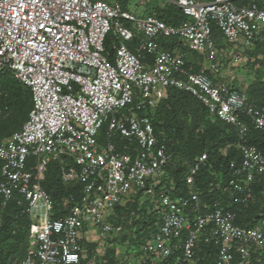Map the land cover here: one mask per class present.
I'll return each instance as SVG.
<instances>
[{"label":"built area","instance_id":"built-area-1","mask_svg":"<svg viewBox=\"0 0 264 264\" xmlns=\"http://www.w3.org/2000/svg\"><path fill=\"white\" fill-rule=\"evenodd\" d=\"M163 1L186 20L172 26L153 14L137 17L119 0H0V75L10 72L31 100L20 130L0 143V210L16 200L29 220L19 264H96L107 241L122 234L110 221L114 208L160 184L173 161L146 114L168 89L189 94L211 118L232 126L240 159L219 187L227 203L203 202L194 190L205 154L188 166L187 196H172L162 185L156 194L147 191L157 204L158 228L138 253L151 264H171V258L196 264L206 247L215 251L211 264H264V213L240 226L229 209L252 203V184L264 176V153L246 142L249 126L264 131V108L221 80L216 42L222 38L234 49L264 42V10L256 0ZM168 39L180 47L164 49ZM104 125L108 140L100 145ZM52 162L65 185L83 188L60 218H53L41 186ZM86 243L96 245L90 257Z\"/></svg>","mask_w":264,"mask_h":264},{"label":"trees","instance_id":"trees-1","mask_svg":"<svg viewBox=\"0 0 264 264\" xmlns=\"http://www.w3.org/2000/svg\"><path fill=\"white\" fill-rule=\"evenodd\" d=\"M257 6L264 10V0H256ZM122 5V1L120 2ZM124 4V2H123ZM125 5V4H124ZM123 9H126L122 5ZM153 14L168 25L178 26L186 20L179 9L166 4L155 7ZM213 35L218 37V31L213 27ZM112 37L105 42L107 53L111 55ZM164 49L180 47L175 39L163 40ZM226 47H231L226 45ZM132 50V47H130ZM250 57L264 56V42L257 43L248 49ZM236 88V87H235ZM238 89V88H236ZM250 102L264 108V84L252 85L245 91ZM165 99L159 101L154 109H148V114L156 136L163 139L167 151L173 156V161L164 168L160 184L138 191L122 205L114 208V215L110 217L111 223L123 227V232L118 238L108 240L107 249L98 260V264H120L115 248L120 242H127L130 246L138 247L144 244L158 228L156 202L151 199L150 189L156 194L164 186L171 189L172 196H187L189 188L184 183L188 166L194 159L202 154L206 155V166L201 168L195 177L194 190L203 202L227 199L220 190V186L227 183L231 177L229 165L232 161L239 162L240 154L237 149L239 138L235 129L223 122L209 116L206 109L189 94L168 89ZM31 107L28 89L18 82L10 72L0 75V134L10 131V135L20 130L26 121ZM8 135V137L10 136ZM107 126L104 125L98 136V143L107 142ZM116 145L125 144L119 138L112 140ZM246 142L260 152L264 153V131L248 127ZM154 183V182H153ZM41 186L53 203V218L66 215L72 202H77L82 195V183L65 185L61 179L60 166L52 162L48 166ZM254 201L248 206L231 205L229 209L236 214V224L252 226L258 215L264 213V176L257 177L252 184ZM124 219L126 222L121 219ZM29 220L24 211V205H18L16 200L10 201L4 209L0 210V264H19L26 254L28 245ZM126 229V233H124ZM5 245V246H3ZM87 256L95 252L96 245L85 244ZM24 254L20 256L22 250ZM214 250L202 247L197 255L196 264H211ZM142 255L137 253L136 256ZM88 259V258H87ZM174 263L172 258L169 260ZM86 264V262L84 263Z\"/></svg>","mask_w":264,"mask_h":264},{"label":"rangeland","instance_id":"rangeland-1","mask_svg":"<svg viewBox=\"0 0 264 264\" xmlns=\"http://www.w3.org/2000/svg\"><path fill=\"white\" fill-rule=\"evenodd\" d=\"M122 1V5L126 7V10L133 12L137 17H143L147 12H154L155 7H163L165 2L163 0H119ZM124 2V4H123ZM121 4V3H120ZM217 46L220 48L219 51V62L221 71V80L233 87L238 88L242 91H247L252 85L260 86L264 84V56H252L250 57L246 47L239 46L234 49L233 47H226V43L222 38L217 39ZM181 49L187 54L190 59L194 58V55L187 52L186 45L181 46ZM234 55L240 56V61H234ZM235 88V89H236ZM13 128L12 130H15ZM11 130V131H12ZM10 129L0 134V143L3 142L8 135H10ZM122 221L125 220L122 218ZM126 233V229H124ZM127 242H120L115 248V254L118 257L120 264H151L147 260L143 259L141 255L136 256L138 249L134 246L126 244ZM5 246V245H3ZM107 249V248H105ZM103 249H100L102 251ZM24 249L21 251L20 256L24 254ZM100 258L97 257V262ZM146 261L145 263H143Z\"/></svg>","mask_w":264,"mask_h":264},{"label":"crops","instance_id":"crops-1","mask_svg":"<svg viewBox=\"0 0 264 264\" xmlns=\"http://www.w3.org/2000/svg\"><path fill=\"white\" fill-rule=\"evenodd\" d=\"M188 57V56H187Z\"/></svg>","mask_w":264,"mask_h":264}]
</instances>
